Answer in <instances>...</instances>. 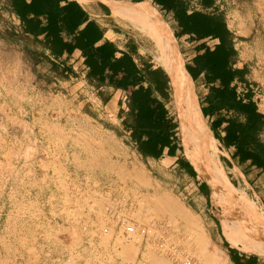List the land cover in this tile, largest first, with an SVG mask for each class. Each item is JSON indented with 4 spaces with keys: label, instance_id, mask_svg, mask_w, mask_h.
<instances>
[{
    "label": "rangeland",
    "instance_id": "obj_1",
    "mask_svg": "<svg viewBox=\"0 0 264 264\" xmlns=\"http://www.w3.org/2000/svg\"><path fill=\"white\" fill-rule=\"evenodd\" d=\"M7 2L0 0V264H174L153 245L130 243L117 250L109 243L112 235L98 245L84 243L94 237L84 224L107 223L109 199L98 192L103 189L127 191L137 202L134 219L152 233L167 228L199 264H236L235 257L264 264V248L234 247L232 237L227 240L218 216L223 206L211 199L206 206L196 197L192 178L169 160L134 151L110 90L71 81L66 64L50 57L47 42L22 31ZM221 3L237 55L261 70L264 0ZM127 19L144 39L163 48L147 22ZM251 83L264 111V83L259 77ZM195 140L211 170L196 133ZM216 160L223 168L217 155ZM223 170L237 197L264 212L261 201Z\"/></svg>",
    "mask_w": 264,
    "mask_h": 264
},
{
    "label": "crops",
    "instance_id": "obj_2",
    "mask_svg": "<svg viewBox=\"0 0 264 264\" xmlns=\"http://www.w3.org/2000/svg\"><path fill=\"white\" fill-rule=\"evenodd\" d=\"M7 1L26 35L48 43L46 29L52 24L56 27L72 49L56 54L48 43L50 57L66 64L65 72L71 81H89L100 89L110 90V101L117 105L120 119L126 123V137L134 151L143 158L171 161L174 168L194 180L196 197L208 206L210 187L198 178L200 175L184 155L171 77L166 68L167 51H162L153 38L144 39L127 17L113 14L101 0H39L46 6L39 15L42 27L39 34L25 31L24 21L14 11V0ZM148 1L167 15L166 20L174 30L201 113L216 141L219 162L235 184L242 185L261 201L264 211V125L253 133L256 142L242 154L230 127L233 122L246 125L250 116L220 97L232 92L236 103L252 104L264 115L253 92H239L240 85L256 82L257 77L264 83V65L258 70L237 55L238 46L231 41L221 0H197L200 8L194 10L188 8L192 0H171L186 7L181 19L174 8L165 5L167 0ZM86 47L90 50H85ZM248 259H254L253 264H262L255 257H240V262L245 264Z\"/></svg>",
    "mask_w": 264,
    "mask_h": 264
},
{
    "label": "bare ground",
    "instance_id": "obj_3",
    "mask_svg": "<svg viewBox=\"0 0 264 264\" xmlns=\"http://www.w3.org/2000/svg\"><path fill=\"white\" fill-rule=\"evenodd\" d=\"M101 1L105 2L115 15L142 19L154 29L158 43L164 48H162V51L166 49L165 51H167L169 57V67H165L169 68L168 72L171 77L184 153L198 174L208 183L213 204L223 206L218 215L223 234L228 241H230L229 237H232V240L237 244L232 243L234 247L264 248V212L237 197L236 191L234 192L232 189V185L223 170L224 168L217 162V145L201 113L194 83L189 76V72L187 73L185 69L186 64L184 66L170 24L162 18L151 1L147 0L141 3L125 2L123 0ZM195 133L203 144L211 164V170L199 145L196 143ZM223 256H220L221 261L226 263L227 259ZM210 261L212 263L213 260Z\"/></svg>",
    "mask_w": 264,
    "mask_h": 264
},
{
    "label": "built area",
    "instance_id": "obj_4",
    "mask_svg": "<svg viewBox=\"0 0 264 264\" xmlns=\"http://www.w3.org/2000/svg\"><path fill=\"white\" fill-rule=\"evenodd\" d=\"M189 9L200 8L197 0L189 3ZM240 93L253 92L259 96L258 87L253 83L240 85ZM100 195L109 199L105 206L107 223L103 226L96 224H84L83 229L88 235L85 244L98 245L103 236L112 235L109 243L119 250L122 245L136 243L140 245H153L163 251L174 264H199L197 261L183 251L175 239L172 238L167 228H159L158 232L152 231L144 224L134 219L133 213L138 209L137 202L127 191L117 193L109 189L98 191ZM105 252L103 246L102 253Z\"/></svg>",
    "mask_w": 264,
    "mask_h": 264
},
{
    "label": "trees",
    "instance_id": "obj_5",
    "mask_svg": "<svg viewBox=\"0 0 264 264\" xmlns=\"http://www.w3.org/2000/svg\"><path fill=\"white\" fill-rule=\"evenodd\" d=\"M157 1H162V0H157ZM165 5L169 6L170 8H174L176 16H178L180 19L181 17L184 18V12L186 11V7L180 5L176 1L172 2L171 0H167L165 2ZM45 7L46 6L43 3H41L39 0H31V2H27L26 0L13 1L14 11L24 21L25 31L32 34H39L42 31V27H40L39 15L40 12H42L45 9ZM30 13H33L34 16L29 17ZM46 31L48 34V43L50 44L54 53L59 54L63 50L69 51L72 49V45L64 41V39L59 35L58 30L53 24L48 25ZM85 50H90V47H86ZM102 56L105 57L106 55L104 54ZM88 64L90 65V62H88ZM220 97H222V100L225 103L237 108L238 110L247 113L250 116V120L247 122L246 125H244L243 123L233 122L230 127V131H232V133L236 135L235 142L238 144L240 152L244 154V150L251 143L256 142L253 133L256 130H259L264 125V115L257 112L256 109L254 108V105L252 104L241 105L240 103H236L234 101L232 92H229L228 94H224ZM256 146H258V143H256ZM263 158H264V154H263ZM233 261L236 264H244L240 262V258L235 257L233 258ZM253 263H254V259H248V261H246L245 264H253Z\"/></svg>",
    "mask_w": 264,
    "mask_h": 264
},
{
    "label": "flooded vegetation",
    "instance_id": "obj_6",
    "mask_svg": "<svg viewBox=\"0 0 264 264\" xmlns=\"http://www.w3.org/2000/svg\"><path fill=\"white\" fill-rule=\"evenodd\" d=\"M210 192H211V190H210ZM210 197H211V194H210ZM212 199V198H211ZM212 201V200H211ZM213 203V202H212ZM219 220H220V218H219ZM220 223H221V221H220ZM225 236V235H224ZM226 237V236H225Z\"/></svg>",
    "mask_w": 264,
    "mask_h": 264
}]
</instances>
